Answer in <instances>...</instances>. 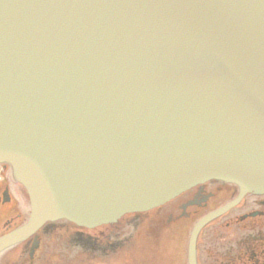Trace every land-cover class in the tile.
Masks as SVG:
<instances>
[{"label": "water", "instance_id": "1", "mask_svg": "<svg viewBox=\"0 0 264 264\" xmlns=\"http://www.w3.org/2000/svg\"><path fill=\"white\" fill-rule=\"evenodd\" d=\"M0 163L30 208L0 251L209 179L264 194V0H0Z\"/></svg>", "mask_w": 264, "mask_h": 264}, {"label": "flooded vegetation", "instance_id": "2", "mask_svg": "<svg viewBox=\"0 0 264 264\" xmlns=\"http://www.w3.org/2000/svg\"><path fill=\"white\" fill-rule=\"evenodd\" d=\"M222 208L224 210L202 225L198 232L195 264H264V194L250 192L239 195V189L231 183L209 179L155 209L126 214L121 219H130L128 233H134L143 226V229L149 228V234H164L174 239L177 235L181 237L183 232L187 235L198 221ZM28 216L29 202L24 188L14 179L10 167L0 163V237L14 231ZM141 216L147 217L144 225L137 223ZM117 224L94 229L71 224L73 231L65 248H72L85 260L117 257L124 249L127 264H150L149 259L137 255L136 250L152 254L156 241L160 245L162 240L151 243L147 240L112 239V236L111 239H103L111 228H119ZM177 224H183L181 231L169 235ZM160 225L165 227L163 231H160ZM54 227V223H47L24 240L1 250L0 264H49L56 248L50 245L55 242ZM184 242L185 245L180 246L182 257L176 259L175 264H188L187 240ZM141 246L144 250L139 248Z\"/></svg>", "mask_w": 264, "mask_h": 264}, {"label": "rangeland", "instance_id": "3", "mask_svg": "<svg viewBox=\"0 0 264 264\" xmlns=\"http://www.w3.org/2000/svg\"><path fill=\"white\" fill-rule=\"evenodd\" d=\"M145 219H147V217L141 216V218L139 219L140 221L137 223L144 225L147 222V220ZM53 223L55 224V230L53 233L55 242L51 243L50 245H53L56 248L55 250L53 249V258L49 261V264H127V256L125 257V254L123 253L124 249L123 251H121V253L118 254L117 257L111 258V256H105L102 259L97 258L94 260H85L82 256H80V253L73 252L72 248H65L67 242H69L70 240V233L73 231V227L71 226V224H68L64 221H56ZM115 224H117L119 228H111V231H109V233L105 232L106 235L103 236V239H111L112 236V239H120L124 241L129 239L135 241L137 239L141 240V242L147 240L151 243L155 242L157 239L162 240V243H160V245H158V241H156L155 252L152 254L142 252L141 250H136L138 252L137 255H141L143 257H146V259H149L150 264H175V262H177L176 259L179 260L182 257L180 246L185 245L184 241H186L188 235H186L185 232H183L181 237L180 235H177V237L174 239H172L168 235L165 236L164 234H149V232H147L149 228L143 229V226H141L138 230H135L134 233H128L131 228L130 219L128 220V217L121 219L119 222L117 221L116 223H114V225ZM68 226H70V228ZM160 226V231H163L165 227L163 228L162 225ZM182 226L183 224H177L172 227V232L169 235H171L172 233L174 235L181 231ZM47 240H50V237H48ZM142 246L139 248L143 249Z\"/></svg>", "mask_w": 264, "mask_h": 264}]
</instances>
